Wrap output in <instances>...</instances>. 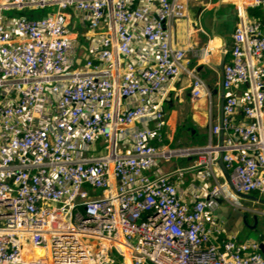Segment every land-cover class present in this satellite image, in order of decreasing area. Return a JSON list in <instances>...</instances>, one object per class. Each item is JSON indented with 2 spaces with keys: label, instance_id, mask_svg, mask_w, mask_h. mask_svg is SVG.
Here are the masks:
<instances>
[{
  "label": "built area",
  "instance_id": "2783aa9c",
  "mask_svg": "<svg viewBox=\"0 0 264 264\" xmlns=\"http://www.w3.org/2000/svg\"><path fill=\"white\" fill-rule=\"evenodd\" d=\"M189 2L0 0V264H264V242L222 237L213 214L238 198L221 152L235 190L264 196V14L249 13L264 0L236 5L223 144L171 149L172 85L186 72L192 99L211 98L175 41ZM189 154L211 182L192 202L179 194L184 170L152 174Z\"/></svg>",
  "mask_w": 264,
  "mask_h": 264
},
{
  "label": "crops",
  "instance_id": "0c3cea01",
  "mask_svg": "<svg viewBox=\"0 0 264 264\" xmlns=\"http://www.w3.org/2000/svg\"><path fill=\"white\" fill-rule=\"evenodd\" d=\"M239 1L241 0H190L188 18L174 22L176 44L187 49L186 66L188 69H197L211 91V98L203 96L193 100L191 77L183 72L172 85L170 97L163 106L166 126L161 145L178 149L204 147L210 142L213 145L219 144L223 71L216 67L220 64L221 53L225 46H227L226 61L230 57L232 34L238 20L236 5ZM256 12L260 14L259 16L264 14L259 8H251L249 11L251 16H257ZM69 27L72 32H74L73 28H80L79 32L83 29L81 21L74 14ZM206 47L209 51L207 63L196 58V51ZM239 91H243V88ZM214 97H216L215 107L212 105ZM197 158L195 154L172 156L168 160L161 158L152 174H169L176 170H184V176L178 183V190L180 196L192 202L207 193L211 183L210 180L201 178V170L196 166ZM218 168L223 172L219 164ZM217 173L221 174L219 171ZM252 196L264 200L261 196ZM248 201L264 205L252 199ZM241 209L243 215H249L251 211L247 207ZM215 216L222 224V237L235 236L240 241L264 242V224L260 223V218H257L259 221L253 222L255 224L251 222L248 226V221L242 216L234 220L229 218L227 222ZM245 228L249 230L260 228L259 239L247 238L246 233H242Z\"/></svg>",
  "mask_w": 264,
  "mask_h": 264
},
{
  "label": "rangeland",
  "instance_id": "374dc122",
  "mask_svg": "<svg viewBox=\"0 0 264 264\" xmlns=\"http://www.w3.org/2000/svg\"><path fill=\"white\" fill-rule=\"evenodd\" d=\"M55 11V8L53 7H49L45 10H37V11H34L33 14L34 15H44L46 13H49V12H54ZM6 15H9V16H19L20 14H29L28 11H16V10H10V11H6L5 12ZM215 103H216V97L213 98V107H215ZM208 139V137H206ZM160 145V144H158ZM174 158V157H173ZM174 160V159H173ZM164 163V161H163ZM162 167H164V165H162ZM90 191L93 193V194H99V190H92L90 189ZM252 195H256V196H260V194L258 193H252ZM262 198H264V196H261ZM243 207H247V209L250 211V213H248L249 215H243L242 214V209ZM217 210V212H216ZM213 214L214 215H217L218 218L221 220V221H224V222H227L229 220V218H233L234 219H238L240 216H242L244 218L245 221H248V226H249V223L251 224H255L253 222H256V221H260L261 224H264V205L263 204H256L254 202H251V201H248L244 198H240L238 197L237 200L234 199L233 202H229V201H225L223 199H220L219 200V207L216 209ZM257 211V213H256ZM257 218H260L259 220ZM261 226V225H260ZM259 229L260 228H255L254 230H249L247 228L244 229V231L242 233H246L245 236L247 238H254V239H259L260 237V234H259ZM243 236V235H242Z\"/></svg>",
  "mask_w": 264,
  "mask_h": 264
},
{
  "label": "water",
  "instance_id": "95a60500",
  "mask_svg": "<svg viewBox=\"0 0 264 264\" xmlns=\"http://www.w3.org/2000/svg\"><path fill=\"white\" fill-rule=\"evenodd\" d=\"M226 47L227 46H225V48L223 49V51L221 53L220 64L216 67L218 70H221V71H223L224 65L226 63ZM216 93H217V91H216ZM225 94H226V91H225L224 86L222 85V88H221L222 104H221L220 122L223 119V105H224V101H225ZM223 140H224V131H223V129H221V131H220V144H223ZM218 164H219L220 168L222 169L223 174L225 176V179L227 180L230 188L234 191V193L238 197L248 199V200L252 199V200H255L257 202L264 203V200H262L258 197L252 196L250 194L241 193V192H238L237 190H235L233 183L231 181V178H230L229 170L226 168L225 163L223 161V152L220 153V158L218 160ZM261 247H263V246L261 245Z\"/></svg>",
  "mask_w": 264,
  "mask_h": 264
},
{
  "label": "trees",
  "instance_id": "16d2710c",
  "mask_svg": "<svg viewBox=\"0 0 264 264\" xmlns=\"http://www.w3.org/2000/svg\"><path fill=\"white\" fill-rule=\"evenodd\" d=\"M257 16H259L260 14L258 12L255 13Z\"/></svg>",
  "mask_w": 264,
  "mask_h": 264
}]
</instances>
